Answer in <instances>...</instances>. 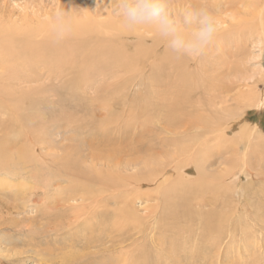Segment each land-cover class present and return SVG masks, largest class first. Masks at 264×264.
<instances>
[{"label":"rangeland","instance_id":"1","mask_svg":"<svg viewBox=\"0 0 264 264\" xmlns=\"http://www.w3.org/2000/svg\"><path fill=\"white\" fill-rule=\"evenodd\" d=\"M0 3L8 12L16 13L55 15L69 7L85 19L86 11L95 13L106 7L118 16L116 0H0ZM213 3L171 0L177 16L206 7L219 21L218 39L198 58L197 70L194 58L178 57L182 63L177 81L172 80L175 72L172 77L159 64L167 46L155 47L159 43L157 37L142 30L138 33L143 37L129 42L128 51L121 39L115 46L117 57L98 64L103 70L95 75L94 84L78 90L82 100L61 95L66 91L61 89L63 80L45 75L37 82L19 85L16 90L7 89L6 98L10 91L22 96L28 91L45 89L35 96V100L41 101L35 109L45 118L35 123V135L39 134L42 142H29L21 149L27 141L26 133L13 122L9 111H4L1 117L5 124L0 138L13 150L20 146V151L11 152L15 154L6 173H0V264H167L168 261V264H264V106L257 103L250 107L243 97L250 90L258 93L259 99L264 97V40H260L258 32L236 31L232 27L241 19L237 12L242 7ZM93 47L90 45V51L85 53L90 64L97 60ZM142 54L146 58L136 60ZM128 62L126 69L117 68ZM170 66L174 70L175 63ZM110 73L114 78L107 77ZM120 88L124 89L122 93L118 91ZM113 89L118 91L114 95L118 105L112 102L109 107L102 99ZM95 98L100 101L94 102ZM4 101L2 107L7 108V101L15 100ZM168 103H172V108H167ZM177 104H182L183 109ZM133 112L135 116L129 115ZM109 119L113 122L106 125ZM199 129L202 131L198 132ZM222 129H226L225 141L217 136L218 132L212 134L213 130ZM16 131L19 137L13 136ZM99 131L103 132L102 140H96ZM129 140L134 145L143 142L149 146L140 152L126 153L123 150ZM116 146L123 153L113 152ZM190 146L199 150L196 154L203 159L202 176L193 165L182 172L166 168L165 182L160 187L166 190L163 192L167 193V199L156 195V186L163 180L160 176L150 185L132 189L136 198L130 199L132 204L128 208L135 219L129 221L138 226L135 230L129 227L126 231L124 227L121 232L105 230L103 234L100 229L108 215L106 210L115 212L121 207L117 199L102 203L92 217L82 216L70 227L58 226L64 221L60 214L68 212L64 207L81 203L70 199L69 190L73 193L75 180L69 175V165L110 174L112 178L115 173H122L131 181L134 176L144 175L145 163L169 164L181 148ZM196 160L199 161L198 156ZM226 172L229 176L220 179ZM205 184L213 190L207 194L192 192ZM169 201H178V208H174L178 216L173 221L168 218L167 226L155 229L153 224L162 214L166 215V207L172 204ZM182 211H187L191 218L180 216ZM208 219L214 222L213 228L220 225L219 231L211 235L202 231ZM98 223L101 239H94L93 234L79 235L85 224ZM122 240L126 241L121 243ZM195 245L199 253L183 255Z\"/></svg>","mask_w":264,"mask_h":264},{"label":"bare ground","instance_id":"2","mask_svg":"<svg viewBox=\"0 0 264 264\" xmlns=\"http://www.w3.org/2000/svg\"><path fill=\"white\" fill-rule=\"evenodd\" d=\"M211 1L214 2V5L222 4L223 6H226L228 4H236L238 7H242L241 9L243 10H239L237 12V14L241 16V19L235 24H233L232 27H234L236 31H242L243 29L252 30L253 33L258 32L260 35V40H264V0ZM1 5L2 3H0V132L2 131L1 128L3 127V124H5L1 119V117L4 116L3 112L6 111L7 113L9 111V114L12 115V117L15 119L13 122H16L17 125L22 128L21 130L26 133V135H24L26 136L27 141H25L24 144L21 145V149H23V146L28 145L29 142H31V144H34V142H42L41 136L39 134L35 135V131L37 130V128H35V123H41L42 121H44L45 117L44 115H38L37 110L35 109L36 107H38V103L41 102L35 100V96L37 94H43L45 92V89L28 91L26 92L27 94L25 93V95L22 96L18 95L17 92L14 94V92L10 91L9 94H7L8 98H6L7 89L16 90L15 88H18L19 85L37 82L40 79V76L45 75L48 78L50 76L54 79L63 80V84H61L63 88L61 89L66 90V93L64 92V94L61 95L66 94L68 97H77L82 100V94H79L78 90H82L84 87H88L94 84L95 75L98 71L103 70L100 69V66H98V64L103 65L102 62L117 57L115 52V46L121 39H123L122 43H124L122 45L123 48L128 51V43L134 40L136 41V39L143 37L138 33V31L143 30L144 32L152 33L153 35H155V37H157L159 43L157 45L154 44L155 47L158 45L166 46V43L158 37L154 29L139 28L131 30L123 25L119 16L113 15L112 11H110L106 7L97 9L95 13H87L86 11L85 19H81V17L79 16L80 12H77L75 8L66 7L64 9L65 12L72 11L71 15L74 21V28L71 35H69L64 40L57 42L52 32V22L54 15L50 13H28L27 11L23 13L8 12L6 8H4V4L2 6ZM248 8L252 10L247 11ZM90 45H94L92 53L96 56L97 59L96 62H93L96 63L94 64L96 68L92 65L93 63L90 64V62H88L89 59L85 54L87 51H90ZM166 52L167 53L164 54L165 56L161 59L159 64L160 66H163L166 72L170 73V75L175 72L176 75L173 74L174 78H172V80L177 81V76L181 75L178 74V70H181L179 69V65L182 63V61H178V56L175 54V57L174 53H172L168 48H166ZM137 58L138 59L136 60H140V58L145 59L146 57L142 54L141 56H137ZM194 60L197 64V70L200 66V60L198 58H194ZM49 61L52 62V65L50 66ZM174 63L175 68L173 67L174 70H171L170 68L172 67L170 65H173ZM126 65L129 66V62L126 64L124 63L117 68L126 69ZM52 66L55 67L51 68ZM49 70L51 72H49ZM107 77L114 78L112 73L108 74ZM167 79L168 76L165 78V80ZM122 90L124 89H118L119 93H122ZM118 91L117 89H113L110 94H107V96L102 99L103 104L108 105L109 107L112 106L113 103H117L118 105L116 99L117 97L114 96L118 93ZM243 97L246 103L250 104V107H255L257 103L258 106H264V97H260L259 99V94L256 92H252V90L246 92ZM6 99L9 101H15L10 103L7 101V108H3L2 105L4 106V100ZM96 101L100 100L98 98H95L94 102ZM184 101L185 100H182L181 102ZM155 105L157 106V102ZM177 107H181V109H183L184 106H182V104H177ZM167 108H172V103H168ZM26 111H33V113H27ZM109 111L110 112L108 113L111 114L112 109H109ZM168 111L169 113L171 112V110L169 109ZM176 112H178L177 109L174 111V113L176 114ZM129 115L135 116V112ZM39 116L41 117L39 118ZM133 119L134 118H130L131 121ZM173 119L175 122L178 121L177 117ZM110 122L112 123L113 119H109V121H106L105 124L107 125ZM171 123H173V121H171ZM118 124L120 123L118 122ZM142 127L144 128V124H142ZM225 130L226 129H222L219 131L213 130L212 134L218 132L217 136H220L222 141H225ZM9 131L13 130L10 129ZM201 131V129L198 130V132ZM13 133L14 137H19V135H16L17 131ZM102 133L103 132L99 131L100 136H98L97 139H94L102 140ZM249 138L250 136H248V139ZM6 143L8 142L0 138V173L4 174L6 173L7 167L12 161L11 156H13L16 152L20 151V146L18 149L13 150V148L10 147L11 145H7ZM134 143L132 140H129L128 144H126L125 146V150L123 151L131 154V150L132 152H140L142 150H145L144 147L148 148L149 146L148 144H146L145 146L142 144L143 142H141L139 143V146H142V148L140 149V147L138 145H134ZM120 149L119 146H116V148L113 149V152L123 153ZM11 152L15 153L11 154ZM196 153H199V150L197 151V149H194L193 146H190L189 148L183 147L180 149L179 153H176L174 157H172L171 163L169 164L162 163L161 161L145 163L144 166L147 170H143L145 171L144 173H142L144 175L134 176L132 179H130L131 181L128 180V176L125 177L124 175H121L122 173H115V177L112 173V176L114 177L112 178L110 174H101L97 171H88L86 169L77 168V166L74 164L69 165V175L71 179L75 180L73 193L71 192V190H69V195L72 197H69L72 201L80 200L81 203L80 205L74 207H64V209H66L68 212L63 213L62 215L60 214V217H62L61 219L64 221L58 226L62 227L66 225L68 227L69 224L70 227L71 224L78 222L77 220L82 216L92 217L98 213V208L101 206L102 203L117 199L119 202H121V207L115 212L112 209L106 210V214L108 215L105 218V222H102L104 227L100 229L104 230L103 234L105 233V230L106 232L110 233L118 231L121 232L124 227H127L126 231L130 230L129 227L132 228V230H135V228H138V226L137 223L129 221L134 218L131 214V208H128V206H131L132 204V201L130 199L136 198V194L134 193L135 191L132 192V189L136 187L141 188L143 185H150V183H154L157 180V177L160 176L161 178H163V180L162 184L158 183V185L156 186V195H159V198L160 196L166 197L167 193L163 192L166 190L163 187H160L165 182L164 176L166 173V168L170 167L174 169V171L177 170L178 172H182L183 169H185L186 171L189 166L193 165L196 166V168L198 167L196 169V172L197 174H200V176H202L200 168L202 167L203 159L200 160V156ZM196 156H198L199 161L196 160ZM197 162L201 164L196 165ZM226 176H229V172L221 174L220 179ZM201 182L203 183V181ZM216 183L215 186L217 185ZM212 190L213 189H211L205 184L200 185L196 190L192 192L199 191L207 194ZM128 200L130 201V203ZM178 201H169L172 202V204L166 207V209L168 210L166 215L162 214V216H160V219L158 218V222L153 224L155 229L165 227L170 223L169 221H173L177 218L178 213L174 210V208H178ZM179 215L191 218V215H189L187 211H182V214ZM72 218H74L73 221L70 220ZM168 218H170L169 221L167 220ZM220 221L221 220H219V222ZM213 223H211L210 219H208V221L203 224L202 231L209 235H211L212 233H216V231H219L218 228H220V225H218L219 227L215 229V227L213 228L212 226ZM98 225L99 223L95 225L85 224V229L83 231L81 230L79 235L93 234L94 239H101L102 235L98 234ZM76 236L79 237L78 235ZM125 241L126 240H122L121 243H124ZM195 247H198V245L191 247L190 251L188 252L184 251L183 255L188 254V256H192L195 253H199V250ZM128 250V247H126V253H130V251Z\"/></svg>","mask_w":264,"mask_h":264},{"label":"clouds","instance_id":"3","mask_svg":"<svg viewBox=\"0 0 264 264\" xmlns=\"http://www.w3.org/2000/svg\"><path fill=\"white\" fill-rule=\"evenodd\" d=\"M115 12L131 30L154 29L167 48L178 57L200 58L212 47L219 35V21L206 7L174 14L171 0H116ZM72 11L58 10L52 22L57 42L71 35Z\"/></svg>","mask_w":264,"mask_h":264}]
</instances>
